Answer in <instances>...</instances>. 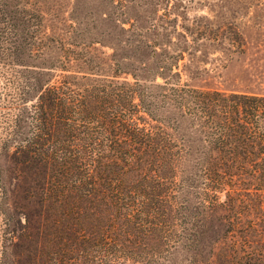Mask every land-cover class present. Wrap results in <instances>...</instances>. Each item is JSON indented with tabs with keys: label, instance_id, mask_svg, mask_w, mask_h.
Segmentation results:
<instances>
[{
	"label": "rangeland",
	"instance_id": "374dc122",
	"mask_svg": "<svg viewBox=\"0 0 264 264\" xmlns=\"http://www.w3.org/2000/svg\"><path fill=\"white\" fill-rule=\"evenodd\" d=\"M67 58L65 69L87 66L96 78L116 72L132 81V73L146 83L173 64L190 86L264 94V0H0V264L257 262L264 164H199L204 137L170 102L157 115L183 148L179 174L216 169L210 186L221 188L219 206L202 207L194 188L179 194L190 218L179 243L130 234L116 251L86 241L107 223L102 201L81 203L77 213L72 194L60 192L77 179L73 165L43 164L45 145L37 144L39 96ZM47 184L55 189L48 197Z\"/></svg>",
	"mask_w": 264,
	"mask_h": 264
},
{
	"label": "trees",
	"instance_id": "16d2710c",
	"mask_svg": "<svg viewBox=\"0 0 264 264\" xmlns=\"http://www.w3.org/2000/svg\"><path fill=\"white\" fill-rule=\"evenodd\" d=\"M226 26L239 37L236 26ZM69 63L68 58L61 61L57 77L44 84L39 96L36 129H42V138L37 136V144L45 145L43 164L73 165L77 179L60 192L63 197L72 194L77 213L81 203L102 201L107 223L96 237L85 238L92 245L115 248L119 237L130 234L179 243L190 223L181 212L185 206L179 194L188 188L198 190L202 207L219 206L221 188L210 186L216 169H202L193 177L179 174L183 148L157 115L167 102L203 135L208 149L199 164H264V94L190 86L172 72L173 64L166 74L155 72L143 83L132 73V81L119 80L116 72L96 78L87 66L65 69ZM104 164L111 165L104 170ZM97 176L104 179L97 181ZM261 183L262 192L264 178ZM53 191L47 184V197ZM109 215L117 221L111 222ZM259 241L251 249L257 261L252 264H264L263 238Z\"/></svg>",
	"mask_w": 264,
	"mask_h": 264
}]
</instances>
